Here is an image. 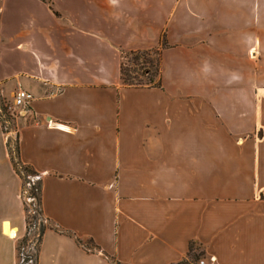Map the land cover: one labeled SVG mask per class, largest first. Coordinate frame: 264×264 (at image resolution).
Returning a JSON list of instances; mask_svg holds the SVG:
<instances>
[{
  "label": "crops",
  "instance_id": "1",
  "mask_svg": "<svg viewBox=\"0 0 264 264\" xmlns=\"http://www.w3.org/2000/svg\"><path fill=\"white\" fill-rule=\"evenodd\" d=\"M162 37L161 85H124V55ZM19 88L38 264H173L192 242L204 264H264V0H0V93ZM9 133L0 264L26 231Z\"/></svg>",
  "mask_w": 264,
  "mask_h": 264
},
{
  "label": "trees",
  "instance_id": "2",
  "mask_svg": "<svg viewBox=\"0 0 264 264\" xmlns=\"http://www.w3.org/2000/svg\"><path fill=\"white\" fill-rule=\"evenodd\" d=\"M165 46H167V42H166L165 37H162L160 46L158 48L150 49V50L129 51L128 53L134 54L136 61H137V64L139 63L140 57L143 56L144 61L140 65L141 68H143L144 63H148L149 66L146 67V64H145V67L147 69L145 70V72L142 73V75L147 76V79L149 80V82L146 84H135L133 82H127L126 81L127 78L125 76L126 75V72H125V66L126 65H125L124 61H122L121 77H122L123 84L126 86H133V87L160 86L161 85V70H160L161 50ZM151 53L155 54L156 59H152V57H150ZM151 67H155V69H156L154 76H149V74L151 73ZM135 78L136 77H131V79H135ZM0 98H1V95H0ZM1 110H3V112H5L6 116L3 117L2 114L0 113V122L2 124V128H3L4 132L7 134L10 132L11 129H13V130L16 129V123H15V119L13 118V116L8 111V106L5 104V102H3V99L0 100V111ZM11 119H13V122L11 121ZM7 121L10 122V126L6 125ZM7 148L9 151V155H10L14 170L19 174L21 179L24 180V172L25 171L27 172V174L34 175L38 179L36 181L37 183H30L31 184L30 188H31L32 197L34 199H36V201H37L36 202V211H35V213H33L32 210L30 208H27L25 205L26 231H25V234L23 235V237L18 238L17 242H16V253L18 256V260H19L21 252H22L21 251V246H22L21 243L24 240L26 243V242L31 241L33 239L32 232H33V229L35 226L34 222L36 223V221L37 220L39 221L40 218L42 220H44L45 223H40L39 224V230L37 232H35V234H34V236H35L34 239L36 240V254L34 255L35 257H34L32 263L38 264L40 244H41L43 235L47 229V222H48L45 215H44L43 209H42V185H41L40 174L34 169V167H32L31 165L26 164L22 161L21 156H20L19 141H18V135L17 134H16V141H15L14 148L12 147L10 136L7 137ZM23 191H24V187L22 186V192ZM78 241L82 242L79 238H78ZM88 242L93 243V240L88 239ZM200 246H201L200 244H196L193 242L190 243L187 256L184 257L183 259H181L180 261L173 263V264H197V262L200 260V258L202 256V252L200 251ZM17 264H22V263L17 262ZM115 264H121V263L117 261Z\"/></svg>",
  "mask_w": 264,
  "mask_h": 264
},
{
  "label": "rangeland",
  "instance_id": "3",
  "mask_svg": "<svg viewBox=\"0 0 264 264\" xmlns=\"http://www.w3.org/2000/svg\"><path fill=\"white\" fill-rule=\"evenodd\" d=\"M150 57H152V59H156V56L154 53L150 54ZM123 61L125 63V72H126V78H127V82H133L135 84H146L149 82V80L147 79V76H143L142 73L145 72V70L147 69L146 67L149 66L148 63H144L143 68H141V63L144 61L143 56L140 57L139 59V63L137 64L136 58L134 56V54H130V53H126L124 55ZM146 64V67H145ZM156 67V66H155ZM155 67H151V73L149 74V76H154L155 74ZM131 77H136L135 79H131ZM1 95V99H3V102H5V104L8 106V111L10 112V114L13 116V118L15 119V104H14V95L12 97V99H6L3 97L2 94ZM0 113L2 114L3 117H5V112H3V110L0 111ZM11 121L13 122V119H11ZM7 126H10V122L7 121L6 122ZM15 130L11 129L9 136L11 138V144L12 147L14 148L15 146V141H16V134H15ZM25 180V181H24ZM24 180H22L23 182V187H24V191L22 192V199L24 201V207L26 205L27 208H30L32 210L33 213H35L36 211V199H34L32 197L31 194V184L30 183H37L36 181L38 180L36 176L34 175H30L27 174V172H24ZM30 181V182H29ZM26 213V212H25ZM38 221V220H37ZM36 223L34 222L35 226L32 232L33 235V239L31 241H28L25 243V240L21 243V255L20 258L18 260V256H17V262L22 263V264H33V259H34V255L36 254V240L34 239V234L35 232H37L39 230V224L40 223H45L44 220H42L40 218V220ZM23 237V236H22ZM83 242L86 244V246H89L91 248H94V244L88 242V239L83 240Z\"/></svg>",
  "mask_w": 264,
  "mask_h": 264
},
{
  "label": "built area",
  "instance_id": "4",
  "mask_svg": "<svg viewBox=\"0 0 264 264\" xmlns=\"http://www.w3.org/2000/svg\"><path fill=\"white\" fill-rule=\"evenodd\" d=\"M32 99L33 94L31 92L24 88H19L14 95V104L26 110ZM199 263L204 264V260H200Z\"/></svg>",
  "mask_w": 264,
  "mask_h": 264
}]
</instances>
